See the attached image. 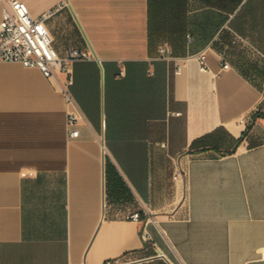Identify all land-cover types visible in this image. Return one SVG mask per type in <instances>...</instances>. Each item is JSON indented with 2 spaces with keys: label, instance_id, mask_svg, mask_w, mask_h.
<instances>
[{
  "label": "crops",
  "instance_id": "0c3cea01",
  "mask_svg": "<svg viewBox=\"0 0 264 264\" xmlns=\"http://www.w3.org/2000/svg\"><path fill=\"white\" fill-rule=\"evenodd\" d=\"M24 1L92 57L0 61V264H264V0Z\"/></svg>",
  "mask_w": 264,
  "mask_h": 264
},
{
  "label": "built area",
  "instance_id": "2783aa9c",
  "mask_svg": "<svg viewBox=\"0 0 264 264\" xmlns=\"http://www.w3.org/2000/svg\"><path fill=\"white\" fill-rule=\"evenodd\" d=\"M3 12L0 20V61L21 62L26 66H37L43 75L55 79L64 91L68 102L72 101L69 85L73 76L69 71V64L74 60L91 58L92 54L85 49L70 48L63 57L59 51L51 44L41 24L53 15L60 5L41 12L40 15H33L28 3L24 0H2ZM160 52L162 57L170 58L171 48L164 43ZM197 58L202 70H209V66L204 60L201 52L197 53ZM225 62L224 67H229ZM66 71L68 76L62 78L61 72ZM177 72L181 69L177 67ZM79 115L74 110H69L67 122L70 128V135L77 136L79 129L75 127ZM140 213L134 212L132 218L139 220ZM146 239L149 238L144 233ZM122 261L107 259L104 264H121Z\"/></svg>",
  "mask_w": 264,
  "mask_h": 264
}]
</instances>
